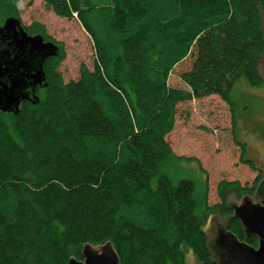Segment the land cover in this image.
I'll list each match as a JSON object with an SVG mask.
<instances>
[{"label": "trees", "instance_id": "trees-1", "mask_svg": "<svg viewBox=\"0 0 264 264\" xmlns=\"http://www.w3.org/2000/svg\"><path fill=\"white\" fill-rule=\"evenodd\" d=\"M43 1L58 17L79 21L95 60L65 81L62 45L42 24L22 23L60 53L45 61L48 86L37 89L38 104L25 101L18 115L0 111V264H69L83 260L85 244L106 242L121 264H186L189 252L200 264H218L194 182L174 183L160 169L174 157L167 137L180 104L217 96L233 111L241 79L264 90V0H107L106 8ZM19 2L0 4V27L21 20ZM188 56L180 77L189 91L170 87ZM227 202L222 196L210 215L228 219L227 229L244 240Z\"/></svg>", "mask_w": 264, "mask_h": 264}, {"label": "rangeland", "instance_id": "rangeland-1", "mask_svg": "<svg viewBox=\"0 0 264 264\" xmlns=\"http://www.w3.org/2000/svg\"><path fill=\"white\" fill-rule=\"evenodd\" d=\"M9 2L13 0H0L2 6L7 4L6 7H9ZM94 2L100 8L108 6L107 0ZM17 8L26 27L42 24L47 35L62 45L65 56L59 71L65 81L77 79L82 65L92 68L94 43L77 19L58 17L43 0H20ZM2 12L0 10V17ZM190 64L191 56H188L175 66L169 77L170 87L189 91L180 76ZM259 71L264 78V55L259 61ZM231 98L233 111L217 96L180 104L174 129L167 137L174 157L160 169L161 174L169 176L174 183L183 179L194 182L198 215L202 219L210 216L205 230L209 248L219 264V252L214 251L211 242L217 232L224 230L226 220L217 213L210 215L209 207L220 203L222 196H226L230 206L241 205L245 197L235 194L234 190H227L224 185L237 182L241 187H248L257 177L258 170L264 173V90L241 79L235 85ZM243 148L245 155H242ZM247 160L254 162L253 167L246 163ZM262 198L255 194L251 200L263 205ZM186 264H198L191 252L186 255Z\"/></svg>", "mask_w": 264, "mask_h": 264}, {"label": "water", "instance_id": "water-1", "mask_svg": "<svg viewBox=\"0 0 264 264\" xmlns=\"http://www.w3.org/2000/svg\"><path fill=\"white\" fill-rule=\"evenodd\" d=\"M59 53V47L53 42L45 41L41 35H29L20 19L7 18L0 27V111L18 115L25 101L38 104L37 89L48 86L45 61ZM259 191L264 193L263 181L257 188V194L262 196ZM229 207L234 210L233 217L241 221L246 234L259 238V247L255 249L240 242L225 230L224 247L218 251L221 264H264V206L248 197L241 205ZM82 256L83 260L71 258L69 264H121L110 242L85 244Z\"/></svg>", "mask_w": 264, "mask_h": 264}, {"label": "flooded vegetation", "instance_id": "flooded-vegetation-1", "mask_svg": "<svg viewBox=\"0 0 264 264\" xmlns=\"http://www.w3.org/2000/svg\"><path fill=\"white\" fill-rule=\"evenodd\" d=\"M251 161V160H250ZM252 162V161H251ZM253 164H254V162H253ZM252 164V165H253ZM261 164H262V162H261ZM253 167V166H252ZM254 168H255V165H254ZM258 172V175H257V177L255 178V180L253 181V183L251 184V186H248L247 187V189L249 190V191H245V192H243L242 194H239V193H237V192H234L235 194H239V195H241L242 197H245V198H248V197H252V196H254L255 194H257L258 192H257V188H258V186L260 185V183L263 181L264 182V173H263V171L262 170H258L257 171ZM259 194H263L262 195V202H263V205L262 206H264V193L262 192V191H259ZM233 212H234V210H233ZM221 217V216H220ZM222 218V217H221ZM224 219V218H223ZM224 220H226V224H225V228H224V230H220L219 232H217V234H216V236L213 238V242H211V245H212V247H213V249H214V251H216V252H218L220 249H222V247H224V244H223V242H222V236L225 234V230H227V231H229L228 229H227V222H228V219H224ZM241 222V221H240ZM242 224V223H241ZM242 228H243V225H242ZM243 231H244V228H243ZM205 232H206V230H205ZM230 232V231H229ZM232 233V232H231ZM207 234V233H206ZM233 234V233H232ZM244 234H245V239L244 240H241V239H239V237L238 236H236L238 239H239V241L240 242H243V243H246L247 245H249V246H251V247H253V248H255V249H257L258 247H259V238L257 237V236H248L247 234H246V232L244 231ZM246 239H248V240H252L253 242L252 243H250V242H248ZM207 240H208V246H209V237H208V234H207ZM210 249V248H209ZM211 251V250H210ZM212 253V252H211ZM193 255V254H192ZM194 256V255H193ZM214 256H215V253L213 254L212 253V258L214 259ZM195 257V256H194ZM195 260H196V258H195ZM197 261V260H196ZM214 261H216L215 259H214ZM217 262V261H216ZM197 263L198 264H200L198 261H197ZM218 263V262H217ZM219 264V263H218Z\"/></svg>", "mask_w": 264, "mask_h": 264}]
</instances>
